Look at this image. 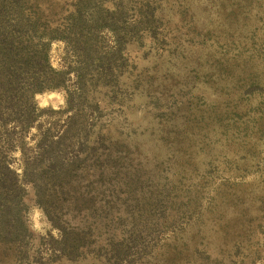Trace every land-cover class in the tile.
Wrapping results in <instances>:
<instances>
[{"label":"rangeland","instance_id":"rangeland-1","mask_svg":"<svg viewBox=\"0 0 264 264\" xmlns=\"http://www.w3.org/2000/svg\"><path fill=\"white\" fill-rule=\"evenodd\" d=\"M148 3L155 25L124 49L120 89L93 96L100 108L93 136H101L93 143V175L78 173L76 191L93 214L65 220L88 227L93 241L85 238L75 259L53 258L58 232L27 184L28 258L0 255V264H264V0ZM99 44L112 49L111 34L101 32ZM48 58L70 70L71 87L70 46L52 40ZM248 73L256 79L248 81ZM35 100L53 111L22 135L26 147L37 126L60 130L66 115L58 112L64 89ZM110 152L117 156L111 179L100 174ZM6 159L20 176L19 149Z\"/></svg>","mask_w":264,"mask_h":264},{"label":"trees","instance_id":"trees-1","mask_svg":"<svg viewBox=\"0 0 264 264\" xmlns=\"http://www.w3.org/2000/svg\"><path fill=\"white\" fill-rule=\"evenodd\" d=\"M150 7L148 0H0V255L28 258L32 232L23 217L27 184L58 232L55 238L50 236L56 246L53 258L75 259L84 242L93 241L88 227L65 222L83 211L86 216L93 214V208L88 210L76 194L79 174L93 175V143L101 136L99 130L93 136V112L100 111L93 96L106 90L112 97L120 89L124 49L138 41L140 30L155 25L156 13ZM188 8L185 5L182 14ZM130 10L133 17L125 19ZM104 31L111 34L112 49L99 46ZM52 40L65 41L74 53V81L69 88L70 70L54 68L49 62ZM246 75L250 82L257 77ZM53 89L65 91V107L58 110L66 113L62 127L37 126L33 144L26 147L22 135L36 126L42 113L53 111L39 108L35 95ZM13 148L21 152L20 176L6 159ZM105 161L109 166L100 174L111 179L117 174L116 154L108 153Z\"/></svg>","mask_w":264,"mask_h":264}]
</instances>
